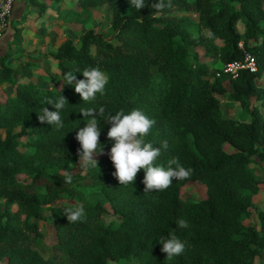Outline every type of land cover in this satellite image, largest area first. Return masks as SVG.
Wrapping results in <instances>:
<instances>
[{"label": "trees", "instance_id": "16d2710c", "mask_svg": "<svg viewBox=\"0 0 264 264\" xmlns=\"http://www.w3.org/2000/svg\"><path fill=\"white\" fill-rule=\"evenodd\" d=\"M30 2L44 6L41 0ZM155 2L145 0L146 5ZM75 4L104 6L112 36L105 39L88 29L76 45L63 39L52 54L59 77L54 87L20 81L7 64V53L0 55V83L12 89L0 102V259L5 264H256L264 253V209L256 211V226L244 220L258 191L249 164L252 157L264 163V112L259 111L264 82L255 83L264 77V0H171V7L160 12L147 6L137 11L130 0ZM181 13L195 15L196 22ZM14 32L19 43V30ZM191 46H200L209 61L189 55ZM244 52L253 57L255 68L238 69L233 77L210 62L240 61ZM92 67L101 69L108 83L103 95L85 103L62 80L77 69V80L85 79L82 71ZM60 95L68 102L61 113L64 128L56 130L37 114L43 107L54 111L44 101ZM217 95L237 102L248 119L223 117ZM82 107H103L105 119L141 110L155 120L144 137L160 148L154 166L167 168L178 159L192 170L191 177L173 180L164 191L144 192L141 169L133 184L123 186L113 175L109 152L96 159L98 167L71 173L72 183H65V173L54 169L65 170L79 157L76 134L86 126ZM100 127L99 147L111 149V124L101 118ZM187 181L203 184L205 197L183 200L179 189ZM87 188L96 190L87 193ZM61 193L74 200L57 203ZM103 202L116 220L102 222ZM74 203L84 207L85 215L69 223L64 209ZM43 209L54 229L45 256L34 247L42 238ZM181 218L187 228H178ZM170 235L185 243V251L169 261L158 240Z\"/></svg>", "mask_w": 264, "mask_h": 264}, {"label": "rangeland", "instance_id": "374dc122", "mask_svg": "<svg viewBox=\"0 0 264 264\" xmlns=\"http://www.w3.org/2000/svg\"><path fill=\"white\" fill-rule=\"evenodd\" d=\"M41 1L44 4L42 8H40V4H34L30 0H12L7 14L0 21V55L7 53L9 56L7 64L13 68L14 76L20 81L30 80L38 86L54 87L59 77L54 66L52 54L63 39L69 38L76 45L78 36L88 29H93L103 38L109 39L112 36V30L109 25V13L104 6L100 5L82 9L75 4V0ZM181 15L189 17L194 23L196 22V16L191 13H181ZM15 29L19 30V43H14L16 38L14 36ZM237 30L239 32L242 31L241 22L237 23ZM248 42L252 43V40ZM192 53H196V57L201 61H209L208 58L202 56V48L200 46L189 47L188 54L191 55ZM210 62L213 66L222 68V64L218 61L210 60ZM263 82L264 77L255 80L258 86H262ZM222 84L228 90V80L225 79ZM11 94V87L7 83H0V102ZM216 97L219 99L220 114L223 117L235 120L248 119V116L241 111L237 102L224 100L221 95H217ZM250 104L257 105V102L253 98H250ZM259 111L263 113L264 108L259 107ZM21 139L22 141L24 140V138ZM109 152L110 149L104 148L103 154L94 155L93 158H102ZM78 165L79 157L67 169L54 170L61 173L82 172L84 169ZM249 167L253 169L258 181V191L252 196L249 206L250 216L244 222L256 226V211L264 209V163L256 157H252ZM18 178L26 179L24 175H18ZM95 190L87 188L85 192L91 193ZM205 195L204 185L194 181H187L179 189V196L183 200L203 199ZM72 201H68L65 194L61 193L56 202L70 203ZM87 202L90 203L91 198H88ZM103 207L104 212L101 215L103 223L117 219V216L111 213V209L106 202H103ZM43 215L44 218L38 222L42 238L40 243L34 245V247L40 254L45 256L48 245L54 240V229L50 215L46 209H43ZM110 263L113 264V262ZM255 263L264 264V253L259 258H255ZM0 264L3 263L0 262ZM127 264L132 263L128 262Z\"/></svg>", "mask_w": 264, "mask_h": 264}, {"label": "clouds", "instance_id": "9594fccd", "mask_svg": "<svg viewBox=\"0 0 264 264\" xmlns=\"http://www.w3.org/2000/svg\"><path fill=\"white\" fill-rule=\"evenodd\" d=\"M131 7L137 11L146 6L155 9L156 12L163 11L166 7H171V0H157L150 5L145 4V0H130ZM8 9L5 8V12ZM81 72L79 69L68 71L63 77V84L74 86V90L78 93L83 102L90 103L95 100L97 93L104 94L105 86L108 83L107 75L98 67L84 69L82 71L85 79L77 80L75 73ZM67 99L60 95L58 98H46L44 104L51 105L55 110L50 111L48 107L40 108L38 120L41 123L46 122L56 130L64 128L61 113L66 108ZM105 109L100 107L99 110L93 107H82V113L86 126L79 129L76 139L80 143L79 167L83 169L98 167V161L94 159V155L103 154V146L99 137L101 132L100 119L111 124L107 132L109 139L114 140V145L110 149V159L115 167L113 175L118 179L119 184L127 186L133 184L137 173L143 169L145 172L143 184L144 192L152 190L164 191L168 189L173 180L189 179L192 174L190 168H185L180 164L178 159L169 161V166H154V162L160 156V148L154 147L151 143H145L144 137L149 133L155 120L149 118L141 110H132L129 114L119 111L114 115H108L103 118ZM167 148V142L163 144ZM99 148V150H98ZM175 165V167H172ZM73 177L71 173L66 172L64 182L71 184ZM69 223H75L83 219L85 215L84 207L81 204L74 203L72 207L64 209ZM178 228H187L188 222L179 219L176 222ZM159 243L163 245L161 251L166 253V259L172 260L174 257L181 255L185 251V243L181 242L175 235L169 237H161Z\"/></svg>", "mask_w": 264, "mask_h": 264}, {"label": "built area", "instance_id": "2783aa9c", "mask_svg": "<svg viewBox=\"0 0 264 264\" xmlns=\"http://www.w3.org/2000/svg\"><path fill=\"white\" fill-rule=\"evenodd\" d=\"M11 3H12V0H1L0 1V21H2L3 17L8 12V11L5 12V8L9 10ZM238 46H241L240 42L238 43ZM242 68H245L248 70H254L255 68L253 57L248 52L243 53V57L240 61L223 64L221 70L222 72L228 73L230 76L233 77L235 75L236 70L242 69Z\"/></svg>", "mask_w": 264, "mask_h": 264}, {"label": "crops", "instance_id": "0c3cea01", "mask_svg": "<svg viewBox=\"0 0 264 264\" xmlns=\"http://www.w3.org/2000/svg\"><path fill=\"white\" fill-rule=\"evenodd\" d=\"M0 262H2L3 264H5L4 259H0Z\"/></svg>", "mask_w": 264, "mask_h": 264}]
</instances>
